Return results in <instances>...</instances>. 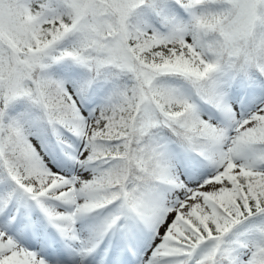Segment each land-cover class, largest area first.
<instances>
[{
	"label": "snow or ice",
	"instance_id": "6c2138e0",
	"mask_svg": "<svg viewBox=\"0 0 264 264\" xmlns=\"http://www.w3.org/2000/svg\"><path fill=\"white\" fill-rule=\"evenodd\" d=\"M0 264H264V0H0Z\"/></svg>",
	"mask_w": 264,
	"mask_h": 264
}]
</instances>
